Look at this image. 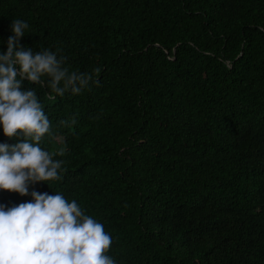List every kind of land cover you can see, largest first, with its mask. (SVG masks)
Masks as SVG:
<instances>
[{
    "label": "trees",
    "instance_id": "trees-1",
    "mask_svg": "<svg viewBox=\"0 0 264 264\" xmlns=\"http://www.w3.org/2000/svg\"><path fill=\"white\" fill-rule=\"evenodd\" d=\"M17 19L22 48L93 80L55 100L22 81L64 163L28 195L0 189L5 210L61 193L116 264H264V0H0V54Z\"/></svg>",
    "mask_w": 264,
    "mask_h": 264
},
{
    "label": "clouds",
    "instance_id": "clouds-1",
    "mask_svg": "<svg viewBox=\"0 0 264 264\" xmlns=\"http://www.w3.org/2000/svg\"><path fill=\"white\" fill-rule=\"evenodd\" d=\"M28 27L25 21L13 20V35L0 54V128L7 137H23L13 145L0 143V189L22 196L29 194L30 183L61 180L64 161L54 156L65 152L40 146L51 121L36 91L21 90L22 81L47 87L48 100H55L66 92L80 94L93 80L92 74L69 72L64 66L67 57L57 52L22 48L19 39ZM31 196L32 202L7 210L0 205V264H116L107 254L112 238L104 225L86 215L75 200L61 193L32 191Z\"/></svg>",
    "mask_w": 264,
    "mask_h": 264
}]
</instances>
